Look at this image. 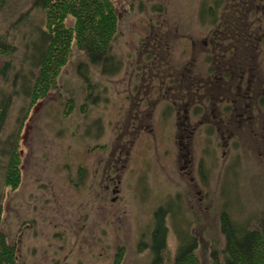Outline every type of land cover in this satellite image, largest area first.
<instances>
[{"label":"rangeland","instance_id":"1","mask_svg":"<svg viewBox=\"0 0 264 264\" xmlns=\"http://www.w3.org/2000/svg\"><path fill=\"white\" fill-rule=\"evenodd\" d=\"M33 1L0 10V229L20 264H149L159 207L170 254L195 238L210 264L223 212L264 221V0H224L215 21L211 0H114L115 69L74 43L32 102Z\"/></svg>","mask_w":264,"mask_h":264},{"label":"trees","instance_id":"2","mask_svg":"<svg viewBox=\"0 0 264 264\" xmlns=\"http://www.w3.org/2000/svg\"><path fill=\"white\" fill-rule=\"evenodd\" d=\"M10 1L0 0V10ZM223 1L211 0L207 13L212 21L217 20ZM31 7L42 10L44 15L34 53L38 71L29 92L32 102L44 98L55 87L61 68L72 54L74 43L87 55L90 63L104 66V72L115 69L111 45L118 30L119 18L114 0H34ZM6 43L0 40V51H5ZM7 168L6 183L15 188L22 175L17 153H14ZM168 212L164 207L156 210L150 242L154 256L149 264H201L195 238L190 244H181L174 257L170 254L165 222ZM220 219L224 245L214 248L209 263L264 264V221L255 226H251L249 221L240 224L230 219L226 212ZM0 264H20L15 245L7 240L1 229Z\"/></svg>","mask_w":264,"mask_h":264}]
</instances>
